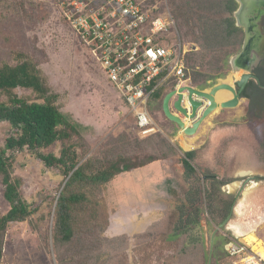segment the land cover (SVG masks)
<instances>
[{
    "label": "trees",
    "instance_id": "16d2710c",
    "mask_svg": "<svg viewBox=\"0 0 264 264\" xmlns=\"http://www.w3.org/2000/svg\"><path fill=\"white\" fill-rule=\"evenodd\" d=\"M59 1L62 19L82 43L61 6L69 0ZM172 3L173 16L184 29L186 43L198 47L186 55L187 81L195 87L208 86L210 79L227 74L230 57L241 50L244 32L234 16L238 2L172 0ZM142 5L144 9L150 8L152 15L163 12L159 0H145ZM85 49L93 57L90 49L86 46ZM101 70L108 84L121 95L102 67ZM177 83V78L169 79L153 96L162 102ZM58 99L59 94L49 86L41 63L34 55L18 52L15 62L0 63V121L11 125L0 145V179L5 186L4 197L10 204L6 212L0 211V263L8 226L27 221L40 209V203H30L22 196L21 180L12 174L16 152L26 149L40 158L46 168H58L64 175L58 193L51 199L57 264H130L124 259L130 246L126 236H121L117 244L102 236L112 213L107 201L108 185L122 173L179 155L181 148L161 131L142 136L132 116L138 134L122 131L91 152L81 129L62 112ZM150 112L152 114L151 109ZM183 153L182 161L189 174L196 175L198 186L187 192L188 202L181 205L180 210L167 211L145 235L135 239V245L161 239L176 245L178 252L159 257L150 252L137 264H209L201 239L203 233H200L202 220H207L206 223L216 220L218 208L214 203L224 181L209 171L202 180L192 164L194 151ZM222 200L224 210L221 212L226 215L232 203ZM200 243L203 249L198 248Z\"/></svg>",
    "mask_w": 264,
    "mask_h": 264
},
{
    "label": "rangeland",
    "instance_id": "374dc122",
    "mask_svg": "<svg viewBox=\"0 0 264 264\" xmlns=\"http://www.w3.org/2000/svg\"><path fill=\"white\" fill-rule=\"evenodd\" d=\"M177 1L180 2V0ZM11 2L12 4H10ZM159 2L163 11L168 9L172 14L174 13L172 0H159ZM177 26L181 38L187 42L183 35L184 29L182 26L179 27L178 23ZM197 49L198 47L195 48V50ZM18 52L32 54L40 61L49 86L59 94L58 103L62 112L69 120L79 126L92 148L91 152L97 150L101 144L111 140L122 131L138 134L125 99L108 84L99 63L93 59L85 49L84 44L79 42L68 24L62 19L59 0L0 1V63L3 61L15 62V55ZM236 54L230 57L228 61L229 70L224 77L229 75L231 78L233 76L240 78L238 76L240 72H237L239 70L234 71L230 61ZM244 72L241 70V74ZM220 78L223 77L210 79L209 84L216 83ZM157 102V98L152 96L148 106L152 111L154 120L161 127V132L170 140L168 135L171 130L177 128V124L166 118ZM227 110L229 109H224L225 112ZM233 115V109H230V115L228 114L226 117L231 119ZM241 121L245 124L249 122V120ZM228 122L233 123L232 121ZM227 124L230 125V123ZM9 130H11V125L0 121V145H3ZM252 132L255 148L259 155L264 156V139L260 140L261 133L255 130ZM229 134L224 133L216 143L218 148L216 161L219 166L223 163V156L231 154L230 151L234 148L233 142L237 140L236 132ZM209 141L206 145L209 144ZM172 143L180 148L177 142ZM15 157L12 174L13 177L21 180V194L30 203H40V209L31 215L27 221L11 223L8 226L5 234L4 255L0 264H57L53 247L54 215L53 211L52 214L50 213L53 210L51 199L58 193L64 175L58 168H46L40 158L26 149L16 152ZM177 157L179 156H172L171 158ZM234 163L235 161L232 159H229L227 163L224 161L223 167L226 170L227 179H230L228 174L231 173ZM199 168L202 171L204 166L201 165ZM211 170L216 171L217 168ZM150 171L152 169L149 166L140 167L138 170L123 173L119 177L120 179L114 180L108 185L107 201L112 213L109 226L102 233V236L111 240L112 244L120 243L121 236H126L125 239L130 242V246L123 256L130 264H137L150 252H153L156 257L178 252L176 245L166 243L161 239L135 245L136 238L145 235L148 228L160 221L171 207L179 210V205L184 200L172 198L171 201L169 197L162 200L163 203L160 204L162 208L158 210L160 217L151 223L143 224V217L140 218L142 211L137 212L136 210L139 209V206L147 205V200L152 196L150 187L141 183L142 177L148 176ZM201 171L199 170L197 173L203 180L205 173L202 175L203 172ZM238 184V182H234L229 184V187L226 186L225 189H232ZM256 185L257 183L253 184L254 188ZM197 186L198 182L195 177V183L193 181L192 185L186 187L185 192L187 193L189 189ZM4 190L5 186L0 179L1 212H6L10 208L9 202L4 197ZM185 192L183 198L187 197ZM214 205L216 207L223 205L220 196L215 200ZM202 206L205 208L204 205ZM147 215L144 217L150 220L149 213ZM236 219H233V223H239V225L249 228L253 227L251 224L249 226L242 221V218ZM202 221L206 222L207 220ZM217 224L216 222L213 223V227L216 228ZM229 228L232 229V226ZM202 231L200 232L203 233L201 239L206 254H208L211 237L209 227L203 225ZM219 232L225 237L230 235V232L225 229H220ZM191 246H187V248L189 249ZM198 248L203 249L202 243L199 244ZM176 258L178 257L176 256ZM224 262L225 264H233L226 255H224Z\"/></svg>",
    "mask_w": 264,
    "mask_h": 264
},
{
    "label": "built area",
    "instance_id": "2783aa9c",
    "mask_svg": "<svg viewBox=\"0 0 264 264\" xmlns=\"http://www.w3.org/2000/svg\"><path fill=\"white\" fill-rule=\"evenodd\" d=\"M145 0H69L63 12L82 43L119 90L142 136L161 127L148 102L169 79L186 84V55L196 47L180 36L168 9L152 15ZM225 250L233 264H264V257L238 237L227 236Z\"/></svg>",
    "mask_w": 264,
    "mask_h": 264
},
{
    "label": "crops",
    "instance_id": "0c3cea01",
    "mask_svg": "<svg viewBox=\"0 0 264 264\" xmlns=\"http://www.w3.org/2000/svg\"><path fill=\"white\" fill-rule=\"evenodd\" d=\"M240 75L241 73L238 76ZM186 84L191 85L190 83H188V81H186ZM213 84H209L208 86L203 87L197 86V88L205 89L211 87ZM245 101L246 98L243 97L239 106L235 108H230L233 109L234 112V115L232 116L233 118L231 119L226 117V115H230V109L225 112L224 109L218 108L213 113H211L206 119H204V121L199 126L196 134L192 136H187L180 130L177 125V128L171 130L168 136L171 142H177L179 144L180 148L182 149L181 156H184L183 152L191 150L194 151L192 164L197 171H201L199 167L203 165L204 169L201 171L203 172L202 175L209 171L211 173L216 174L220 180L224 181V184L220 187V190L218 191V194L222 199L235 198L236 200V205L232 209L233 213L230 218V211L228 214L224 215L221 212L222 207L218 206L216 220H211L209 223H207L210 235L215 232V230L221 223L227 221V223L222 229H225L230 232L232 236L238 237L248 242L252 245V248L255 251H259L261 249L264 251V180L261 179V175H264V156L259 155L255 148L254 142L252 141V135H254L252 130L248 127H245V123H242L243 121H241L246 120L243 119L245 115L243 104L245 103ZM162 102L158 101L157 105H160L162 107ZM171 107L173 112H177V110L174 108L173 102ZM228 121H232L234 124ZM226 122L230 123V125H228ZM234 132H236L235 135H237V140H234L233 142L234 148L230 151L231 154L223 156V163L220 165V167L219 165H217L216 161V156L218 152L216 143L219 141L220 137L224 135V133L231 134ZM183 140H187L193 145L190 148H185L182 145ZM208 140H210L209 144L206 145ZM178 156V160H175L177 158L170 157L157 160L145 165L151 167L152 171L149 172L148 176L142 177L143 180L141 183H144L145 185H147V187H150V192L152 196L151 198H149V200H147V205H143L141 207L139 206V209L136 210L137 212L139 210L142 211V215L140 216V218L143 217V224L147 222L151 223L160 217V212L158 211L162 208L160 204L163 203L162 200H166V198L168 199V197L171 198V201L172 198L184 199L183 202L179 205V210L181 205H184L188 202L186 196L185 198H183L184 192L186 190V187H188L190 184H193V181L195 183L196 176H192L189 174L188 169L184 165L181 156ZM229 159L234 160L235 163L231 168V173L228 174V177H230V179H227V175H225L226 170L223 167V164L224 161H226L227 163ZM193 162H195L197 165ZM139 168L140 167L135 168L131 171L138 170ZM207 168H217V170L214 171ZM121 175L116 177L114 180L116 181L117 179H120L119 177ZM203 177L205 178L204 175ZM249 177L252 179H250V181L246 183V181L249 180ZM233 180H235L234 182H238L239 184L235 185L232 189H225L226 186L229 187V184L234 183L232 182ZM254 183H257L256 188H254L255 185L253 186ZM243 186L244 191L240 196H238L239 191L242 189ZM189 190L187 192H189ZM185 194L187 193L185 192ZM223 196L229 197L224 198ZM169 210L177 211L178 209L176 210L175 207H171ZM184 210H186V205ZM148 213L150 215V220H147L144 217L145 215L148 216ZM184 218H187L186 213H184ZM236 218H242V221L247 223V225L249 224V226L251 224L253 227L249 228L246 226L239 225V223H233V219ZM215 222L218 223L216 228L213 227V223ZM229 226H232V229H230ZM226 242L227 237L222 236V234L218 231L214 238L213 245L214 247L212 258H214V264H225V262L223 263L224 255L230 258L231 262H234V258L229 256L228 253H226Z\"/></svg>",
    "mask_w": 264,
    "mask_h": 264
},
{
    "label": "water",
    "instance_id": "95a60500",
    "mask_svg": "<svg viewBox=\"0 0 264 264\" xmlns=\"http://www.w3.org/2000/svg\"><path fill=\"white\" fill-rule=\"evenodd\" d=\"M239 2L241 3V5L240 8L235 11V15L237 17V25L243 27L245 26V24L240 18H242V15L243 17L245 16L248 7H245L243 5L242 0H239ZM245 31L246 40L242 50L231 58L234 71L241 69L245 71L243 74H241L240 78H234L233 83H229L226 81L227 77L229 76L227 75L226 77L218 79L217 82L211 87L205 89H200L193 85L184 84L169 91L164 96L162 102V110L164 115L167 119L176 123L180 130L187 136L196 134L199 126L204 121V119H206L218 108L230 109L239 106L241 104V99L244 96L246 86L251 78H255L257 80V83L259 85H262L260 79L257 76L251 74V68H245L241 66L237 61L247 51L248 31ZM222 89L229 90L232 93V97L225 101L219 102L216 98V95L218 91ZM172 102L177 112L172 111ZM248 179L249 180H247L246 183H248L252 178L249 177ZM243 191L244 186L239 191L238 196H240ZM232 213L233 210H230L229 218L232 216ZM202 223L204 226L207 225L205 221H202ZM226 223L227 221L221 223L210 237L208 253L209 264H212L214 238L217 232L222 229Z\"/></svg>",
    "mask_w": 264,
    "mask_h": 264
},
{
    "label": "flooded vegetation",
    "instance_id": "af4514ba",
    "mask_svg": "<svg viewBox=\"0 0 264 264\" xmlns=\"http://www.w3.org/2000/svg\"><path fill=\"white\" fill-rule=\"evenodd\" d=\"M236 1L238 2V8H240L241 3L239 0ZM242 2L245 7H248V9L245 16L243 17L242 15V18H240L245 24V26H241L244 32L241 50L246 40L245 30H247V51L237 61L243 67L251 68V74L257 76L262 83V85H259L255 78H251L246 86L245 92L248 94L245 95L246 93L244 92L243 97L246 98V101L243 104V107L245 112L244 118L249 120V122H246L247 124L244 126L250 128L252 131L255 130L258 133H261V140L264 139V0H242ZM234 16L236 19L235 12ZM241 70L237 72L241 73ZM261 179L264 180V175H261ZM226 199L231 200L232 204L230 210H232L236 205L235 198ZM221 207H223V205Z\"/></svg>",
    "mask_w": 264,
    "mask_h": 264
},
{
    "label": "bare ground",
    "instance_id": "6f19581e",
    "mask_svg": "<svg viewBox=\"0 0 264 264\" xmlns=\"http://www.w3.org/2000/svg\"><path fill=\"white\" fill-rule=\"evenodd\" d=\"M242 10V9H241ZM233 78H231V76H228L227 77V82L229 83H233L232 82ZM232 97V93L229 91V90H226V89H222L220 91H218L217 95H216V98L219 102H222V101H225L229 98ZM182 145L185 147V148H190L193 144L189 141H182ZM262 257H264V251L261 249L259 251H257Z\"/></svg>",
    "mask_w": 264,
    "mask_h": 264
}]
</instances>
